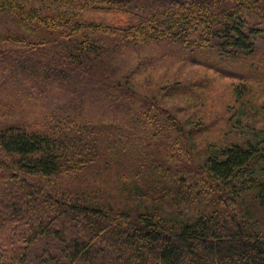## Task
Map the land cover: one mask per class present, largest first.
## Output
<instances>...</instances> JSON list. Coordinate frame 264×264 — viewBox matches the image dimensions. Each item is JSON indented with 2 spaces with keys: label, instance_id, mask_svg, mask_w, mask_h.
Returning <instances> with one entry per match:
<instances>
[{
  "label": "trees",
  "instance_id": "1",
  "mask_svg": "<svg viewBox=\"0 0 264 264\" xmlns=\"http://www.w3.org/2000/svg\"><path fill=\"white\" fill-rule=\"evenodd\" d=\"M0 264H264V0H0Z\"/></svg>",
  "mask_w": 264,
  "mask_h": 264
},
{
  "label": "rangeland",
  "instance_id": "2",
  "mask_svg": "<svg viewBox=\"0 0 264 264\" xmlns=\"http://www.w3.org/2000/svg\"><path fill=\"white\" fill-rule=\"evenodd\" d=\"M118 49L115 51L116 53L112 54V57L114 59L111 61L109 59H104L102 61H107L112 63V66L114 65L115 68H118L119 70L127 69V67L130 64H138L139 66H143L148 70V75L151 78H156L157 75L161 73H167L168 76H172L171 71L176 68H180L182 65H180V60L182 59V50L181 47L177 46L176 44H172L171 42H162V43H155V44H142L141 46H130L128 48H124V46H121L118 44ZM116 47V48H117ZM172 69V70H171ZM200 69H203L200 67ZM198 67L195 66H187L181 68V73L185 75H193L194 77H198L200 74H197V70L201 72V75L203 72H208L209 74L216 75L212 72H209V70H203V72ZM178 71V70H177ZM147 73H144V77H147ZM183 76V75H180ZM211 76V75H210ZM170 79L173 78L169 77ZM226 78L216 75L215 76V83L210 84V94L213 96V101L208 102V104L212 105L213 111H219L223 110L227 102L233 103L234 94L229 86L230 81L232 80H225ZM236 83V81H234ZM252 84V83H250ZM253 88V85H250ZM256 93L254 95V99L259 93V90L255 87L254 88ZM253 92V91H252ZM60 102L57 101V104L60 106H66V103H69L68 99H65L61 97L58 99ZM48 101V100H47ZM51 101V99H50ZM257 102H261V98L256 99ZM52 103V102H49ZM55 103V102H54ZM232 105V104H231ZM178 111H180L181 116H185V113L181 112L184 110L183 107H180L178 105ZM40 108V107H37ZM229 110V108H228ZM225 112V115L228 114L231 110ZM50 113V116L52 114H57L53 109L47 110ZM33 112L34 109L29 110V112L24 113L25 115L23 118L28 119L29 121H33L35 119V115ZM220 114V113H219ZM23 115V114H21ZM258 116L257 118H259ZM209 119V117H208ZM213 121V120H212ZM211 121V122H212Z\"/></svg>",
  "mask_w": 264,
  "mask_h": 264
}]
</instances>
